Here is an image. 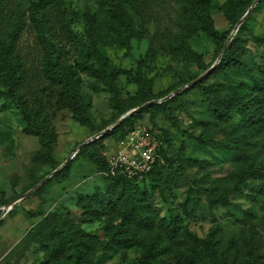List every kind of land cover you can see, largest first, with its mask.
Instances as JSON below:
<instances>
[{"label":"rangeland","instance_id":"rangeland-1","mask_svg":"<svg viewBox=\"0 0 264 264\" xmlns=\"http://www.w3.org/2000/svg\"><path fill=\"white\" fill-rule=\"evenodd\" d=\"M39 1L0 0V36L21 70H26L22 92L28 103L35 107L37 99H41L42 116L56 128L52 155L55 164L52 166L42 155L39 139L23 132L15 110L0 111V264H44L46 255L41 252L35 236L44 219L58 215L79 223V199L104 190L105 181L98 169L86 157H77L79 151L68 165L67 179L58 177L61 171L25 201L3 206V202L19 199L51 175L80 145L114 125L123 116L120 115L121 105L126 106L133 99L141 101L143 96L136 75L152 83L154 100H159L204 75L207 72L204 68L213 67L219 57L218 44L203 32L195 33L187 42L188 47L201 56V64L172 51V45L183 31L190 29L181 0H136L134 3L130 0H59L44 10L36 7ZM227 2L213 0L210 8L215 28L221 34L232 30L225 14ZM258 5L247 18L248 28L242 36L248 39L247 56L259 60L264 56V47H260L256 39L264 37V5L262 1ZM35 13L53 45L57 68L80 79L81 97L90 105L91 128L76 122L72 114L62 108L56 89L43 75L45 53L33 22ZM127 19H130V27L121 38L119 30ZM90 66L99 71L106 69L108 75L113 70L121 72L117 80L121 91L119 101L108 86L90 76ZM219 79L222 78L208 79L206 84ZM189 89L192 91L186 95L177 94L176 101L165 109L144 113L142 120L135 124L159 135L167 157L177 162L164 171L151 198L152 209L161 219L171 214L181 216L184 225L199 241L213 235L223 238L226 245L234 240L232 246L241 258L238 261L244 263V236L249 234L245 224L252 219L247 218L245 211L257 213L258 220L254 223L258 232L253 243L262 245L259 253L264 254V207L248 198L243 185L235 186L230 180L236 165L218 148L227 140L228 126L209 118L205 97L199 88ZM118 128L95 140L100 142L97 148L103 155L119 150L122 132L116 131ZM210 142L214 144H208ZM178 166L180 172H177ZM216 185L221 189L226 185V191L224 200L212 206L203 189ZM151 188V185L147 188L150 193ZM198 201L200 205L194 213L191 205ZM183 205L190 213L188 216ZM16 206L18 208L13 209ZM30 211L36 215L28 214ZM83 229L100 240L106 239L103 221L84 224ZM142 249L143 246H133L126 250L124 260V250L113 249L108 256L101 255L102 264H140ZM188 252H191L190 247ZM162 260L165 264H183L175 250L162 256ZM233 260L228 258L229 263ZM196 264L213 263L208 260Z\"/></svg>","mask_w":264,"mask_h":264},{"label":"trees","instance_id":"trees-1","mask_svg":"<svg viewBox=\"0 0 264 264\" xmlns=\"http://www.w3.org/2000/svg\"><path fill=\"white\" fill-rule=\"evenodd\" d=\"M58 1L41 0L36 7L44 10ZM130 1L136 2V0ZM255 1L228 0L225 5V14L232 25V30L221 34L215 28L210 11L213 0H181L182 10L190 20V29L183 31L181 38L172 45V51L201 64V56L193 52L187 42L195 33L203 32L218 44L220 56L232 31ZM262 4L264 5V0ZM1 12L0 9V14ZM119 12L123 14L122 11ZM33 22L37 27L45 53L43 75L56 89L58 103L72 114L76 122L91 128L90 105L81 97L80 79L71 72L57 68L53 45L46 37L43 22L36 13L33 15ZM129 27L130 19L122 22V29L119 30L121 38L126 36ZM247 28L248 21H245L237 35L233 36L221 62L194 88H199L205 97V111L209 118L222 126H228L227 140L218 148H221L236 165L230 180L235 183V186L243 185L248 191V198L264 207V56L259 60L247 56L248 39L242 36ZM256 43L264 47V37L256 39ZM211 68H204V71ZM25 71L21 70L18 62L12 57L11 50L4 46L0 36V105L2 107L0 111L15 110L23 132L39 139L42 155L54 166L52 155L57 131L46 117L42 116L43 101L37 99L35 107H31L22 92L26 83ZM88 71L90 76L108 86L119 101L121 91L117 86V80L121 75L120 71L113 70L108 75L106 69L99 71L92 66L88 67ZM220 77L222 79L217 82L211 85L206 84V80ZM136 83L143 99L141 101L133 99L126 106L121 105L120 115H125L155 99L150 81L138 74ZM191 91L192 89L185 90L183 95ZM176 99L177 96L163 103L152 104L128 118L116 130L122 132L121 139L137 128L135 124L139 119L142 120L144 113L152 109H165ZM154 134L160 143L157 152L159 158L153 169L142 178L112 175L107 157L97 148L100 144L98 141H93L80 150L77 157L84 156L96 166L105 181V187L103 191L97 192L92 197L79 199L78 208L81 211L79 223H75L69 217L58 215H49L44 219L35 233L40 250L46 255L44 264H102L101 255L108 256L109 252L116 248L124 250L122 257L124 260L126 250L133 246H143L140 264H165L162 256H168L172 250L179 253L183 264H196L208 260L213 264L222 262L223 264H264V254L259 253L263 246L260 244L255 246L253 243L258 232V227L254 223L258 220V216L253 210L245 211L247 218L252 219L245 224L249 234L244 236L246 240L244 251L246 262L244 263L243 260L238 261L241 258L238 250L232 246L234 240L228 243L230 245H226L223 243V238L213 235L205 241H199L189 231L188 226L184 225L181 216L171 214L168 218L161 219L158 214H155L151 202L154 190L164 177V171L168 166L172 167L173 163L177 162L167 157L159 135ZM69 170L70 166H67L58 177L67 179ZM177 172H180V166ZM150 185L151 193L147 189ZM203 190L211 205L217 206L224 200L226 185L223 189L216 185ZM187 200H190V196ZM11 202L5 201L3 206ZM198 205L200 201L192 203L194 213ZM201 206L204 207L202 201ZM183 207L188 216L190 213L188 209L186 210V205ZM16 208L18 207L13 209ZM28 214L36 215L32 211ZM97 221L104 222L105 240H100L83 229L84 224ZM188 247L191 252H188ZM230 257L234 258L231 263L228 262Z\"/></svg>","mask_w":264,"mask_h":264},{"label":"built area","instance_id":"built-area-1","mask_svg":"<svg viewBox=\"0 0 264 264\" xmlns=\"http://www.w3.org/2000/svg\"><path fill=\"white\" fill-rule=\"evenodd\" d=\"M160 143L155 134L145 126H139L119 143V150L105 154L112 175L142 178L149 173L157 159Z\"/></svg>","mask_w":264,"mask_h":264},{"label":"water","instance_id":"water-1","mask_svg":"<svg viewBox=\"0 0 264 264\" xmlns=\"http://www.w3.org/2000/svg\"><path fill=\"white\" fill-rule=\"evenodd\" d=\"M262 0H256L254 2V4L251 6V8L247 11V13L244 15V17L239 21V23L236 25V27L234 28L232 34L230 35L229 39L227 40L224 49L221 53V55L219 56L216 64L209 69L204 75H201L198 79H196L195 81H193L192 83L178 89L177 91H175L174 93L170 94L169 96L165 97L164 99L161 100H157V101H153V102H149L139 108L133 109L131 111H129L128 113H126L125 115H123L114 125H112L111 127H109L108 129H106L105 131H103L102 133L96 135L95 137L89 139L88 141H86L85 143H83L82 145H80L77 150L75 151V154L72 155L64 164H62L57 170H55L51 175H49L48 177H46L45 179H43L38 185H36L35 187H33L30 191H28L27 193H25L24 195H22L19 199L12 201L9 206H14L20 202L25 201L27 198H29L31 195H33L41 186H43L44 184H46L47 182H49L55 175H57L58 173H60L61 171H63L69 164L70 162L74 159V157L76 156V154L85 146H87L88 144H90L91 142L100 139L102 137H104L107 133H109L110 131H113L114 129H116L118 126H120L122 123H124L128 118L134 116L135 114L140 113L141 111H143L145 108H147L148 106L155 104V103H163L166 102L170 99H172L173 97H175L177 94L182 93L183 91H185L186 89H189L195 85H197L199 82H201L204 78H206L210 72L221 62L223 54L225 53L229 43L232 41L233 36L235 35V33H237L239 31V29L241 28V26L244 24V22L247 20V18L250 16V14L252 13V11L257 7V5L261 2Z\"/></svg>","mask_w":264,"mask_h":264}]
</instances>
